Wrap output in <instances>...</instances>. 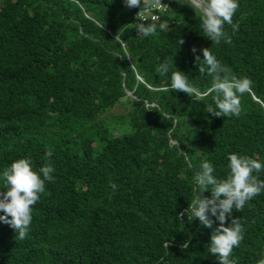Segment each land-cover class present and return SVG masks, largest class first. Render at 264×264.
I'll return each mask as SVG.
<instances>
[{
	"label": "trees",
	"instance_id": "trees-1",
	"mask_svg": "<svg viewBox=\"0 0 264 264\" xmlns=\"http://www.w3.org/2000/svg\"><path fill=\"white\" fill-rule=\"evenodd\" d=\"M140 3L0 0V264H264V0Z\"/></svg>",
	"mask_w": 264,
	"mask_h": 264
},
{
	"label": "built area",
	"instance_id": "built-area-1",
	"mask_svg": "<svg viewBox=\"0 0 264 264\" xmlns=\"http://www.w3.org/2000/svg\"><path fill=\"white\" fill-rule=\"evenodd\" d=\"M140 9L136 12V23H146L159 19L158 11L166 10L170 0H138Z\"/></svg>",
	"mask_w": 264,
	"mask_h": 264
},
{
	"label": "water",
	"instance_id": "water-1",
	"mask_svg": "<svg viewBox=\"0 0 264 264\" xmlns=\"http://www.w3.org/2000/svg\"><path fill=\"white\" fill-rule=\"evenodd\" d=\"M191 1L194 2L196 5L202 7L204 11L208 14H220L227 12L234 2V0H225L220 7L214 8L211 5H209L206 0H191Z\"/></svg>",
	"mask_w": 264,
	"mask_h": 264
},
{
	"label": "rangeland",
	"instance_id": "rangeland-1",
	"mask_svg": "<svg viewBox=\"0 0 264 264\" xmlns=\"http://www.w3.org/2000/svg\"><path fill=\"white\" fill-rule=\"evenodd\" d=\"M223 3H224V2H223ZM223 3H222V4H223ZM222 4H221V5H222Z\"/></svg>",
	"mask_w": 264,
	"mask_h": 264
}]
</instances>
